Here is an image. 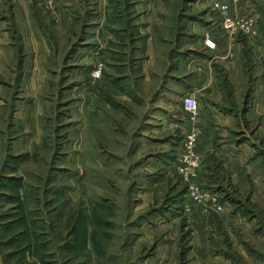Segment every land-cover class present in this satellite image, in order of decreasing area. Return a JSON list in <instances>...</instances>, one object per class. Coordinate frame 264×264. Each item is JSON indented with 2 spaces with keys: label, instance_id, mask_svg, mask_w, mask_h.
I'll use <instances>...</instances> for the list:
<instances>
[{
  "label": "rangeland",
  "instance_id": "1",
  "mask_svg": "<svg viewBox=\"0 0 264 264\" xmlns=\"http://www.w3.org/2000/svg\"><path fill=\"white\" fill-rule=\"evenodd\" d=\"M178 1L165 21L179 31L219 17L213 0ZM163 4L0 0V264H264V168L238 195L200 184L202 160L193 183L223 211H184L189 115L168 89L188 52L160 28L144 67L135 36Z\"/></svg>",
  "mask_w": 264,
  "mask_h": 264
},
{
  "label": "crops",
  "instance_id": "2",
  "mask_svg": "<svg viewBox=\"0 0 264 264\" xmlns=\"http://www.w3.org/2000/svg\"><path fill=\"white\" fill-rule=\"evenodd\" d=\"M171 1L159 0L164 4L138 19L140 28L135 36L141 38V49L147 57L143 64L148 66L144 67L151 66L157 50L158 29L167 31L161 35L165 44H173L169 41L172 36L180 37L176 52L186 51L188 55L174 57L173 61L181 60L179 66L187 67L188 78L182 76L186 80L168 91H180L184 98L192 96L198 102L195 121L190 116L187 121L189 133L200 132L197 152L203 170L197 181L220 190L233 188L238 195L250 194L257 189V173L264 168V0H220L229 7L232 17L253 22L249 34L224 31L219 17L209 12L200 25L194 17L188 18L187 32L179 31L182 20L171 23L173 27L165 21V15L170 18L176 14L170 13L172 6L181 8V1ZM156 16L165 17L159 21ZM142 22L146 24L141 26ZM111 25L115 23L110 24L113 29ZM188 37L194 42L188 44ZM205 40L214 44L213 50L205 48ZM109 42L116 44L111 35Z\"/></svg>",
  "mask_w": 264,
  "mask_h": 264
},
{
  "label": "built area",
  "instance_id": "3",
  "mask_svg": "<svg viewBox=\"0 0 264 264\" xmlns=\"http://www.w3.org/2000/svg\"><path fill=\"white\" fill-rule=\"evenodd\" d=\"M211 9L219 16V26L231 34L237 33H251L253 29V22L251 20L238 19L231 16L229 7L220 0H213L211 2ZM204 46L208 50L214 49V44L209 41H204ZM183 111L190 116L192 122L195 121L198 111V102L192 96H186L181 102ZM200 137L198 130H192L183 141V150L179 159L181 169L178 170L182 176L183 181L189 184L186 192V204L184 211H190V205H199L203 202L211 204L214 212L220 213L223 207L217 201L214 194L202 193L198 185L193 183L198 178V172L201 168L202 159L196 154L197 142ZM187 202L189 204H187Z\"/></svg>",
  "mask_w": 264,
  "mask_h": 264
}]
</instances>
